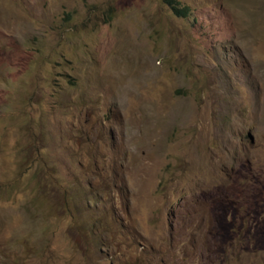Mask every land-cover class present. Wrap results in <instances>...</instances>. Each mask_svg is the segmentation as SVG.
Returning a JSON list of instances; mask_svg holds the SVG:
<instances>
[{
    "label": "rangeland",
    "instance_id": "374dc122",
    "mask_svg": "<svg viewBox=\"0 0 264 264\" xmlns=\"http://www.w3.org/2000/svg\"><path fill=\"white\" fill-rule=\"evenodd\" d=\"M165 1L0 0V264H264V0Z\"/></svg>",
    "mask_w": 264,
    "mask_h": 264
},
{
    "label": "trees",
    "instance_id": "16d2710c",
    "mask_svg": "<svg viewBox=\"0 0 264 264\" xmlns=\"http://www.w3.org/2000/svg\"><path fill=\"white\" fill-rule=\"evenodd\" d=\"M165 2L167 6L170 8L174 16L179 17V18H185L188 16L189 14L188 7H183V8L179 7V3L175 0H166ZM109 136H110L109 139L111 141L113 149L114 150L117 149L118 148L117 140H116V137L113 131H110ZM89 137L91 139H94L95 135H89ZM81 138H84V137L81 136L80 139L75 140V144L79 147V149H82L84 143H90V141H88L87 139H85V142H84ZM88 155H93V152L91 153L89 151ZM76 167L78 168V173L80 177H82V179L84 180L85 185L87 186V189L89 190V193L94 195V198H93V201L95 202L94 208L99 207L100 215H101L100 220L97 219V216H92L89 219H83V225H84L83 230L86 233V235H88L90 242L93 243L94 247L97 250L104 249L105 248V235L106 233L111 232L112 225L110 223L105 224L103 222L105 209L104 207L101 206V203H103L104 201L102 197L100 196V194L102 192H105V193H113L115 195H119L118 191H120L122 188H120L116 192V189L118 186L115 185L112 178L108 174L103 175L101 173V171L98 168L97 162L93 158H90L89 161L86 163V165L79 163L77 164ZM47 176H48V180L51 186L53 187L54 185H57L60 191L63 189L64 181H69L70 184L71 182L73 183L76 180L79 181L76 178H73V179L66 178L65 177L66 175L60 173L55 168L49 169L47 172ZM117 176H118V173L117 171H115L114 177H117ZM101 179H103V182H104L103 184L105 188L103 184L99 183ZM106 186H108L107 189H106ZM68 192H70V194H68ZM66 195L68 196V201L65 205V208H69L70 202H73V199L76 197V195L74 194L73 190L71 191V188L67 190ZM89 207H90L89 202H86L84 205V208L87 209ZM114 222H115V226L125 227V224H123V221L119 219H116ZM67 237L69 238L70 241L74 239L69 235H67Z\"/></svg>",
    "mask_w": 264,
    "mask_h": 264
},
{
    "label": "water",
    "instance_id": "95a60500",
    "mask_svg": "<svg viewBox=\"0 0 264 264\" xmlns=\"http://www.w3.org/2000/svg\"><path fill=\"white\" fill-rule=\"evenodd\" d=\"M251 137V136H250ZM251 139H253V137H251Z\"/></svg>",
    "mask_w": 264,
    "mask_h": 264
}]
</instances>
